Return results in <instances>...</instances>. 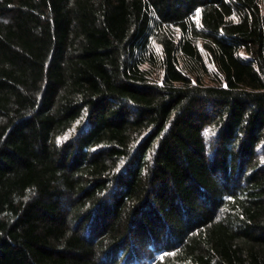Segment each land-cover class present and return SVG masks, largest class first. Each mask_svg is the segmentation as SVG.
<instances>
[{"label": "trees", "instance_id": "16d2710c", "mask_svg": "<svg viewBox=\"0 0 264 264\" xmlns=\"http://www.w3.org/2000/svg\"><path fill=\"white\" fill-rule=\"evenodd\" d=\"M0 264H264V0H0Z\"/></svg>", "mask_w": 264, "mask_h": 264}, {"label": "snow or ice", "instance_id": "6c2138e0", "mask_svg": "<svg viewBox=\"0 0 264 264\" xmlns=\"http://www.w3.org/2000/svg\"><path fill=\"white\" fill-rule=\"evenodd\" d=\"M199 15V13H197V16Z\"/></svg>", "mask_w": 264, "mask_h": 264}]
</instances>
